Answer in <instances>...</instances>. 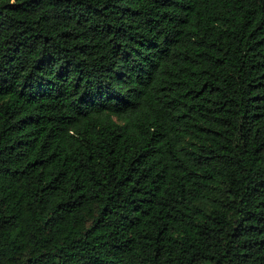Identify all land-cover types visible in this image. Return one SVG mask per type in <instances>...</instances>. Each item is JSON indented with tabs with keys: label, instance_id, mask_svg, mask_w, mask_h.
Here are the masks:
<instances>
[{
	"label": "trees",
	"instance_id": "16d2710c",
	"mask_svg": "<svg viewBox=\"0 0 264 264\" xmlns=\"http://www.w3.org/2000/svg\"><path fill=\"white\" fill-rule=\"evenodd\" d=\"M0 264H264V0H0Z\"/></svg>",
	"mask_w": 264,
	"mask_h": 264
}]
</instances>
